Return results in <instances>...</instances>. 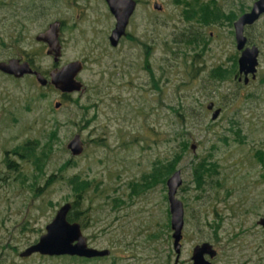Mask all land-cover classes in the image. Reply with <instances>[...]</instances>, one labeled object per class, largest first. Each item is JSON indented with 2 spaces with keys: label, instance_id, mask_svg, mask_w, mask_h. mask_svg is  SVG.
<instances>
[{
  "label": "rangeland",
  "instance_id": "1",
  "mask_svg": "<svg viewBox=\"0 0 264 264\" xmlns=\"http://www.w3.org/2000/svg\"><path fill=\"white\" fill-rule=\"evenodd\" d=\"M137 1L127 33L112 45L116 18L107 0H0V60L31 57L49 75L81 59L86 85L63 93L32 74L0 70V264H174L167 181L144 175L173 158L185 138L189 148L177 163L184 203L177 264H192L195 244L206 240L218 249L212 264H264V14L245 28L260 53L257 77L244 83L234 72L221 78L213 71L238 69L229 18L254 0H209L225 12L214 23L186 15L193 0ZM55 19L62 21L59 61L36 39ZM210 100L222 108L215 119ZM76 133L84 141L78 155L67 145ZM49 139L44 166L15 153ZM203 156L218 165L199 186L194 166ZM75 174L90 180L79 197ZM77 199L72 209L89 244L110 254L21 256L58 207Z\"/></svg>",
  "mask_w": 264,
  "mask_h": 264
},
{
  "label": "water",
  "instance_id": "2",
  "mask_svg": "<svg viewBox=\"0 0 264 264\" xmlns=\"http://www.w3.org/2000/svg\"><path fill=\"white\" fill-rule=\"evenodd\" d=\"M109 7L116 18V23L112 29L109 39L112 45H118L120 38L127 33V26L134 13L137 0H107ZM162 5L156 1L155 7ZM264 14V0H255L249 10L241 13L234 21L237 48L241 50L239 56L240 70L247 74L250 72L256 76L259 64L260 47L257 44H248V36L245 28L248 24L256 22ZM62 21L55 19L51 21L47 28L36 34L38 40L48 44L47 53L52 54L55 61H59L62 54V42L60 29ZM84 68L81 59L70 60L61 66H55L49 75L35 68L29 60H21L19 57H9L0 60V70L20 77L26 73H33L42 85L51 83L55 88L63 93L73 91H84L85 83L78 77ZM248 80V76L246 77ZM61 101H56V106H60ZM209 109H213L212 118H217L222 108L215 106V101L210 100L207 104ZM73 154H81L84 150V141L80 133H76L67 143ZM195 147V144H193ZM183 182L182 170L177 168L167 180L168 198L170 201L171 226L173 228L174 249L176 251L175 264L180 260L182 253V239L184 227V203L177 196L178 188ZM73 207L71 201H66L60 205L47 223L46 231L39 238L28 245L20 252L21 256H29L35 252L48 255H78L84 257H96L108 255L111 249L108 247L99 248L89 244L87 235L84 233L81 223L78 220H70L68 215ZM260 223L264 225V216L260 218ZM218 250L210 241H202L195 244L192 252V264H211L212 261L206 257L209 254L214 257Z\"/></svg>",
  "mask_w": 264,
  "mask_h": 264
},
{
  "label": "trees",
  "instance_id": "3",
  "mask_svg": "<svg viewBox=\"0 0 264 264\" xmlns=\"http://www.w3.org/2000/svg\"><path fill=\"white\" fill-rule=\"evenodd\" d=\"M212 3H215V1H212ZM205 0H193V2H187V10L186 15L191 18L201 19L208 23H214L216 21L221 20V16L225 15V12L221 10L219 6L216 4H212ZM252 6V5H251ZM247 7H242L241 12L238 13L236 11L233 12V15H230V21L231 23H234L236 18L243 12L247 10ZM251 8V7H250ZM249 10V9H248ZM237 66V62H236ZM231 71L225 72V70H222L220 73H217L215 70L213 71V74L215 76L224 78L228 77L230 75ZM51 84V83H49ZM48 84V85H49ZM52 85V84H51ZM52 136H56V131H52ZM189 139L185 138L182 141V149L179 151H176L174 154V157L171 159H168L166 161H156L155 165L152 167V169L149 172L145 173V177L147 179H150L152 176H156L158 180L163 181L166 183L168 180V177L177 169V163L179 159L182 157L183 152L189 148ZM35 142H27L25 144H21L17 147L16 152H20L22 157H27L28 160H33L38 166H44L46 163V158L49 155V153L52 150L53 147V140H50L44 144L42 148L38 146ZM7 162L10 167H15L13 164V160H10L7 158ZM218 163L210 160L206 156H203L201 159L196 161L194 166V175L195 180L197 181V184L201 186L205 182V178L207 175L212 174V170H216ZM70 181L73 185V188L75 189L78 197L83 194V190H87L90 187V180L82 178L81 176L75 174L70 178ZM79 202V199H77L73 206L76 205V203ZM73 208V207H72ZM78 211H75L71 209L69 212V219L70 220H78ZM78 256V255H76ZM82 257V256H80ZM88 258V257H84ZM90 259V258H88Z\"/></svg>",
  "mask_w": 264,
  "mask_h": 264
},
{
  "label": "flooded vegetation",
  "instance_id": "4",
  "mask_svg": "<svg viewBox=\"0 0 264 264\" xmlns=\"http://www.w3.org/2000/svg\"><path fill=\"white\" fill-rule=\"evenodd\" d=\"M255 1V0H254ZM138 2V1H137ZM248 25H250V24H248ZM61 26H62V24H61ZM37 39V38H36ZM42 41V40H41ZM44 43H45V41H44ZM248 44L249 45H252V44H255V43H249V37H248ZM240 53H241V50H240ZM240 56V55H239ZM239 56H238V58H239ZM15 57H18V56H15ZM19 58H21V60H29L31 63H32V65L35 67V68H37V69H39L36 65H35V63H34V61H33V59L31 58V57H29V58H22V57H19ZM228 71H231L232 73L234 72V78L235 79H237L238 81H243L244 83H248V82H250L252 79H254V78H256L257 76H253V74L252 73H246L245 71H241L240 70V65L238 64V69L237 70H235V67L231 70V69H229ZM43 72V71H42ZM6 73V72H5ZM9 74V73H8ZM27 74H32V75H34L35 77H36V75L35 74H33V73H26V74H24V75H27ZM10 75H13V74H10ZM23 75V76H24ZM47 75V74H46ZM256 75H257V72H256ZM248 76V80H246V77ZM15 77H17V76H15ZM20 77H22V76H20ZM37 79V78H36ZM15 153L16 154H18V155H20V157L22 158V159H27V157H22V155L20 154V152H16L15 151ZM8 159H10V160H13V164L16 166L17 165V161H16V159H14V158H10V157H8ZM211 242V241H210ZM213 243V242H212ZM215 246V245H214ZM217 248V247H216ZM218 250V249H217ZM217 254H218V252H217ZM216 254V255H217ZM215 255V256H216ZM214 256V257H215ZM82 257H84V256H82ZM96 257H98V256H96ZM206 257L207 258H209L211 261H212V263H213V258L214 257H211L209 254H206ZM88 258H91V257H88ZM175 259H176V257H175ZM192 259V258H191ZM179 262V261H178ZM177 262V263H178ZM192 262H193V260H192ZM211 263V264H212ZM175 264V263H174Z\"/></svg>",
  "mask_w": 264,
  "mask_h": 264
}]
</instances>
